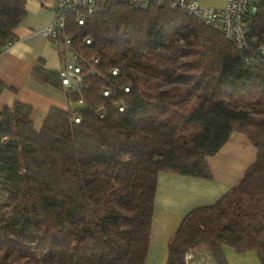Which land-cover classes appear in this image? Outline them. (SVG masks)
Instances as JSON below:
<instances>
[{"label":"trees","instance_id":"1","mask_svg":"<svg viewBox=\"0 0 264 264\" xmlns=\"http://www.w3.org/2000/svg\"><path fill=\"white\" fill-rule=\"evenodd\" d=\"M26 2L0 0V54L17 39ZM247 23L246 48L237 49L217 29L164 6L98 0L90 14L71 13L64 33L85 58H99V75L85 76V106L77 109L79 94L64 91L59 71L37 65L32 78L71 102L51 108L39 131L26 104L0 112V264H144L158 174L210 179L207 158L234 132L256 148L255 162L214 204L183 217L166 264H187L200 246L215 264H228L224 246L264 264V119L249 110L264 108V0ZM55 42L63 48L61 36ZM115 67L113 81L130 85L123 112L100 94ZM129 67L178 68L177 78L200 90L195 105L172 110L164 91L137 83Z\"/></svg>","mask_w":264,"mask_h":264},{"label":"crops","instance_id":"2","mask_svg":"<svg viewBox=\"0 0 264 264\" xmlns=\"http://www.w3.org/2000/svg\"><path fill=\"white\" fill-rule=\"evenodd\" d=\"M57 0H27L26 15L14 28L16 40L0 54V112L20 102L30 106V118L39 131L48 111L55 107L71 108L63 92L41 84L32 78L37 65L59 71L62 67V47L41 32L54 20ZM202 6L221 8L226 0H198ZM256 148L248 138L234 132L222 148L207 158L210 179H198L170 172L157 177L152 227L148 253L144 264H166L169 240L178 230L183 217L192 209L214 204L236 186L245 170L255 162ZM228 264H260L254 252L238 254L223 248ZM187 264H215L209 250L200 246L190 253Z\"/></svg>","mask_w":264,"mask_h":264},{"label":"built area","instance_id":"3","mask_svg":"<svg viewBox=\"0 0 264 264\" xmlns=\"http://www.w3.org/2000/svg\"><path fill=\"white\" fill-rule=\"evenodd\" d=\"M98 0H57L54 8V20L41 33L53 41H57L59 36L63 40L62 67L59 70L61 85L67 93H77L79 98L72 104L77 109L85 106L83 93L89 88L85 83V76L99 75L97 65L98 57L85 58L80 52L73 49L70 37L64 33L67 17L74 12L83 11L87 14L96 9ZM106 2H124L135 8H148L152 5L168 7L177 10L181 14L194 17L205 25L217 29L227 41L231 42L237 49L246 48L245 38L248 31L247 16L257 5L258 0H226L221 8H209L202 6L198 0H101ZM85 18L79 17L77 23L84 25ZM86 44L91 43V39H84ZM248 62V59H246ZM111 80L101 90L100 94L104 98L111 100L113 106L119 112H123L125 101L123 94L130 91L129 83L118 84L115 79L119 76V69L112 68L109 72ZM115 100V101H113ZM71 103V102H70ZM99 118L106 115L104 109L98 111ZM75 123L80 122V116L76 114L73 118ZM189 253L187 254V256ZM186 256V258H187Z\"/></svg>","mask_w":264,"mask_h":264},{"label":"rangeland","instance_id":"4","mask_svg":"<svg viewBox=\"0 0 264 264\" xmlns=\"http://www.w3.org/2000/svg\"><path fill=\"white\" fill-rule=\"evenodd\" d=\"M142 52L139 49L135 50L134 59ZM165 57L174 60L173 55H165ZM178 68H165L153 73H143L140 70H136L133 67H129L130 73L135 77L137 83L144 81L151 82V84H156L158 91H164L163 98L168 102V105L172 110L178 109L181 111H189L195 105L197 101V95H199L200 90L196 88L191 83L183 82L177 78ZM250 113L254 116L264 119V108L250 106ZM205 249L208 250L207 247ZM194 250V249H193ZM192 250L188 251L189 255L185 256V260L192 257L190 254Z\"/></svg>","mask_w":264,"mask_h":264}]
</instances>
